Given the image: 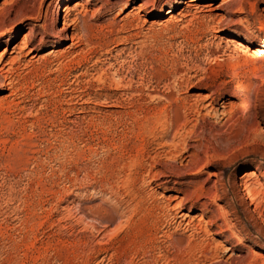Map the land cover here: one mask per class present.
I'll return each mask as SVG.
<instances>
[{
	"label": "rangeland",
	"instance_id": "rangeland-1",
	"mask_svg": "<svg viewBox=\"0 0 264 264\" xmlns=\"http://www.w3.org/2000/svg\"><path fill=\"white\" fill-rule=\"evenodd\" d=\"M59 1L0 0V30L37 18L0 55L76 1L93 37L0 87V264H264V58L226 44L263 45L264 0H173L170 24L166 0Z\"/></svg>",
	"mask_w": 264,
	"mask_h": 264
},
{
	"label": "bare ground",
	"instance_id": "bare-ground-1",
	"mask_svg": "<svg viewBox=\"0 0 264 264\" xmlns=\"http://www.w3.org/2000/svg\"><path fill=\"white\" fill-rule=\"evenodd\" d=\"M154 1L155 0H146V1L142 2L141 3L142 5H139L137 7V10L141 12V11H144L146 8L150 7L151 9H149V10L152 13H154L160 7V1L161 0L158 1L157 3ZM61 2L65 3V2H67V0H60L59 5L61 4ZM51 3H52V1H50V4ZM161 5H162V8L164 6H167V5L170 6L169 9L164 11V15L166 17L168 16V20L164 21V22H166L167 24H170L172 22V20H175L176 15H177V14H175L174 9L172 7L174 5V2H173V0H166ZM186 8L187 9L194 8V5L189 4V5H187ZM87 12L88 11L86 10L85 5H83V3L81 1H76L75 5L72 9L68 8V7L61 8V5L58 6L56 16H55V20H61V19L63 20V29H61V31H54L53 30V22H51L49 25L46 24V22H44L41 25V27L35 26L34 24H27L26 26L31 32L37 31L39 29L38 34L41 37V40H40L41 45L38 47L37 46L31 47L32 33H29L30 35H25L22 38L20 44L18 46L13 47L11 49V51L9 48H4V50L2 51V53L0 55V80H2V82L0 83V87L5 89V90H10V88L12 87V85H13L12 78L18 69V68H15L16 69L15 70L14 65H17L18 67L23 66L24 69H29V67L35 68V66L40 64V62H45V63L48 62L49 64L52 62H56V69L54 71L59 72V70L62 69L64 67V65H66V61H73L75 59L77 60L79 55L82 54L81 52L83 51V48L88 47L89 44H91V40H93L92 39L93 37L90 36V34H89L92 32V27L85 20ZM151 12H150V14H151ZM183 12H186V11L182 10L179 13V15L181 17H182ZM72 13H73V15H72ZM21 14L22 13H20V12L15 13V16H14V19L12 20V23L7 27H2V29L0 30V46H1V44L6 43L7 41L10 40V39L8 40V38L13 34L14 27L17 26V24H22L21 21H26V20L32 21V22L37 21V18H34L32 16H27V15H23V17H24V19H23V18H21ZM71 15L73 17H71ZM183 16H184V14H183ZM138 20H139L138 17L132 11L122 19V22L124 25L129 24L132 28V26L134 25L133 21L136 22ZM80 23L85 26V28H86L85 30H80V28H79ZM132 29H134V28H132ZM77 31H79V32H77ZM133 36L137 37V35H133ZM131 38H132L131 36L124 38V41H122L123 44L124 45H125V43L129 44ZM226 40H227L226 44L232 45L234 51L242 53L243 56H245L248 59H251V58L256 59L257 58V60H258V58L260 59V57H261L260 60H262V57L264 58V43L262 46H258V47H255L254 49L248 50V47H246L245 45H243L239 41H233V39H227V38H226ZM65 43H68V45L66 44V47L63 51H59L57 47L60 46L61 44H65ZM136 44H138V43H136ZM42 46H49L51 48V50L48 51V53L46 55L39 56V51L42 49ZM121 50H122V48H121ZM121 53H123V52H121V51L109 52L108 50H106L104 52V54H106L107 57L109 56V60H111L113 62L116 61V58L120 57ZM13 55H15L18 59H20L17 64H15V62H14L15 60L12 58ZM68 59H70V60H68ZM248 59L247 60L245 59L242 69L245 67V70H246V67H249L248 66V63H249ZM96 61H98V60H96ZM67 65H69V64H67ZM119 67H121V65ZM109 71H111V75H109V76H111L110 80L112 81V83L117 85V86L118 85L120 86V84L124 81V78L121 75L120 69L119 68L114 69L113 64H110L109 65ZM240 72L241 71H239L235 76V78L237 80L241 79V73ZM104 80H105V78H104ZM129 84H130V82H129ZM238 86H240V85H238ZM240 88H242V87H239V89ZM241 92H242V89H240V93ZM107 101H108V99H107ZM245 195H246V193H245ZM245 199H247V198H245ZM183 218L188 219L189 215L184 214Z\"/></svg>",
	"mask_w": 264,
	"mask_h": 264
}]
</instances>
